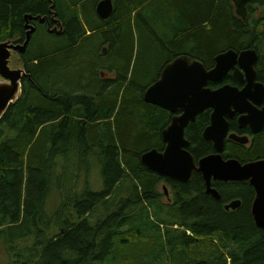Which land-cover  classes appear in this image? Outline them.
<instances>
[{"label":"trees","instance_id":"obj_1","mask_svg":"<svg viewBox=\"0 0 264 264\" xmlns=\"http://www.w3.org/2000/svg\"><path fill=\"white\" fill-rule=\"evenodd\" d=\"M99 1L0 0V42H23L25 16L51 8L64 27L33 22L20 55L31 78L0 122V246L10 264H264L248 181H213L216 199L200 172L181 182L141 159L166 146L171 114L144 93L176 57L210 69L221 52L254 48L264 83V0L250 1L246 20L233 0H113L103 20ZM209 123L207 111L186 130L197 161L215 152L203 135ZM224 156L264 158V131L250 146L227 141ZM234 199L242 205L226 211Z\"/></svg>","mask_w":264,"mask_h":264},{"label":"water","instance_id":"obj_2","mask_svg":"<svg viewBox=\"0 0 264 264\" xmlns=\"http://www.w3.org/2000/svg\"><path fill=\"white\" fill-rule=\"evenodd\" d=\"M251 0H233L236 14L243 19L248 16V4ZM55 5L53 4V7ZM115 6L113 0H100L96 11L103 20L109 19ZM52 20L57 25L52 28L49 16H25L26 36L23 42L9 39L0 42V122L12 104L22 94L23 79L31 78L23 67H13L11 60L15 53H25L30 45L37 27L33 20L49 22V32L61 34L63 22L56 11L51 8ZM104 52L107 47H104ZM259 53L254 48L241 51L228 49L215 57L214 67L206 65L187 54L170 61L162 70L157 81L150 85L144 99L150 104L160 106L171 112L181 111L163 131L166 143L164 150L151 149L141 159L151 170L163 177L188 182L195 172H200L206 182V192L220 199L221 194L213 181H248L255 189L256 196L252 212L256 224L264 230V158L242 162L236 158H225L223 152L227 138L246 145L250 139L247 135L229 134V119L241 114V127L250 126L254 133L264 129V83L258 80L256 64ZM243 68L247 83L243 88L225 84L217 88L210 82H221L231 69L235 76L243 80L240 68ZM211 109V122L204 130V138L213 142L215 152L202 157L197 163L189 151L190 141L186 137L187 126L196 121L197 116ZM166 193H168V190ZM242 205L241 199H235L225 206L226 210L237 209Z\"/></svg>","mask_w":264,"mask_h":264},{"label":"flooded vegetation","instance_id":"obj_3","mask_svg":"<svg viewBox=\"0 0 264 264\" xmlns=\"http://www.w3.org/2000/svg\"><path fill=\"white\" fill-rule=\"evenodd\" d=\"M49 16V22H50V24H51V27L52 28H54L56 25H57V23L54 21V20H52V12H51V9H50V15H48ZM59 18V17H58ZM34 21H37V20H33L32 22H34ZM40 22V21H39ZM49 22L48 21H45L44 23H42V24H44V25H46V27H47V29H49ZM41 23V22H40ZM49 31V30H48ZM17 42V41H16ZM257 64H258V62H257ZM257 64H256V69H257ZM214 67V66H213ZM240 68V70H241V72L243 73V75H241V78H243V80H240V79H238L236 76H235V69H231L229 72H228V74H227V76L221 81V82H218V86L217 87H219V86H222V85H225V84H232V85H234V86H238L239 88H243L244 86H245V84L247 83V77H246V74H245V71H244V69L243 68H241V67H239ZM258 72V71H257ZM226 80H229V81H226ZM258 80H259V78H258ZM260 81V80H259ZM215 83V82H214ZM212 87V86H211ZM217 87H213V88H217ZM160 107V106H159ZM264 107V104L260 107V108H263ZM162 108V107H161ZM169 111V110H168ZM207 111H209L210 112V122H211V113H212V110L211 109H208V110H206V111H204V112H207ZM170 112V114H171V120H170V122H169V124L171 123V121H172V119L175 117V116H177V115H180L182 112L181 111H177V112H171V111H169ZM203 112V113H204ZM202 114V113H201ZM201 114H199L198 116H197V118L201 115ZM240 116H241V114L240 113H238L235 117H233V118H230L229 119V123L231 124V121H233L235 124H236V126H237V130H232L230 127H231V125H229V134H231V133H236V134H238V135H247V136H249V139H250V141H249V143L248 144H246L247 146H250V145H252L254 142H255V138H256V135L257 134H259V133H261V132H263L264 131V129L262 130V131H260V132H258V133H254L253 132V130H252V128L248 125V126H245V127H241V125H240V122H239V118H240ZM197 120V119H196ZM195 122V121H194ZM194 122H192V123H194ZM192 123H190V124H192ZM168 124V125H169ZM190 124L187 126V128L190 126ZM210 124V123H209ZM208 124V125H209ZM187 128H186V130H187ZM188 139V138H187ZM189 140V139H188ZM229 140H231L230 138H227L226 139V142L227 141H229ZM190 141V140H189ZM231 141H233V140H231ZM226 142H225V147H226ZM235 142V141H234ZM237 143V142H236ZM190 145H191V142H190ZM243 145V144H242ZM166 147V146H165ZM190 147V146H189ZM189 147H188V149H189ZM165 149V148H164ZM190 151V150H189ZM224 151H225V149H224ZM214 153V152H213ZM194 156V155H193ZM223 156H224V152H223ZM225 157V156H224ZM226 158V157H225ZM201 159V158H200ZM199 159V160H200ZM195 160H196V158H195ZM199 160L197 161L196 160V162L198 163L199 162ZM253 187V186H252ZM161 188H164V189H167V184L166 183H163L162 185H161ZM254 188V187H253ZM168 190V189H167ZM255 196H256V191H255V189H254V197H253V201H252V204H251V211H252V205H253V202H254V199H255ZM165 198L167 199V200H169V201H171L172 200V194L170 193V192H168V193H166V196H165ZM235 200V199H234ZM233 201V200H232ZM231 202V201H230ZM230 202H226L225 204H224V209H225V206L228 204V203H230ZM238 209V208H237ZM226 210V209H225ZM236 209H230V210H226V211H235ZM252 215H253V212H252ZM253 218H254V216H253ZM254 222H255V218H254ZM255 224H256V222H255ZM256 226L257 227H259L257 224H256ZM260 228V227H259ZM262 229V228H261Z\"/></svg>","mask_w":264,"mask_h":264},{"label":"rangeland","instance_id":"obj_4","mask_svg":"<svg viewBox=\"0 0 264 264\" xmlns=\"http://www.w3.org/2000/svg\"><path fill=\"white\" fill-rule=\"evenodd\" d=\"M11 65L13 67H23V62L21 60V57L18 53H15L12 60H11ZM91 180H92V185L95 190H100L103 188L104 184L102 181V177L100 175V171L94 170L91 174ZM58 200L53 197V199L50 201L49 204V210L53 211L58 207ZM0 264H10V257L6 251L5 246L2 244L0 246Z\"/></svg>","mask_w":264,"mask_h":264},{"label":"bare ground","instance_id":"obj_5","mask_svg":"<svg viewBox=\"0 0 264 264\" xmlns=\"http://www.w3.org/2000/svg\"><path fill=\"white\" fill-rule=\"evenodd\" d=\"M88 68V67H87ZM88 140V139H87ZM92 142V141H91ZM98 153V152H97ZM101 166V165H100ZM34 202V201H33ZM7 203V202H6ZM6 205V204H5ZM89 210V209H88ZM189 217V216H188ZM6 221V220H5Z\"/></svg>","mask_w":264,"mask_h":264}]
</instances>
